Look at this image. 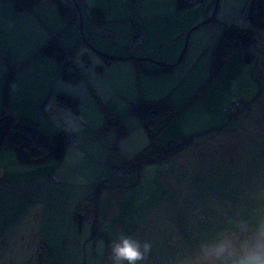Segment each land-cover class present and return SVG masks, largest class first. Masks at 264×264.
I'll use <instances>...</instances> for the list:
<instances>
[{
    "label": "rangeland",
    "instance_id": "1",
    "mask_svg": "<svg viewBox=\"0 0 264 264\" xmlns=\"http://www.w3.org/2000/svg\"><path fill=\"white\" fill-rule=\"evenodd\" d=\"M216 1L178 10L177 0H83V30L73 0L72 20L57 11L54 34L61 41L70 38L69 50L76 51L71 68L81 75L62 81L68 85L65 91L79 98L78 112L61 114L54 97L48 115L30 98L20 101L19 106L26 105L20 113L50 132L62 128L79 142L78 157L61 167L70 190L87 184L94 189L111 178L114 164L134 161L125 177L116 170L117 179L110 184L115 188L101 190L104 206L96 225L101 236L90 241L79 264H112L111 244L120 235L151 244L147 260L138 264H181L201 242L264 211V32L255 44L235 49L216 75L213 51L226 27L248 24L251 0H220L215 18L205 23L214 15ZM92 8L105 13L101 26L91 20ZM189 33L188 49L174 65ZM105 56L145 59L107 62ZM164 64L172 70L159 72ZM148 102L163 110L146 119L131 113ZM103 146L119 157L109 162ZM94 150L100 154L97 162L89 158ZM48 164L20 163L8 144L0 150V264L75 260L74 255L65 262L54 259L39 246L49 230L56 227L64 238L68 229L66 209L61 200L56 202V190H63L58 178L47 185L46 196H39L57 175L56 166Z\"/></svg>",
    "mask_w": 264,
    "mask_h": 264
},
{
    "label": "crops",
    "instance_id": "2",
    "mask_svg": "<svg viewBox=\"0 0 264 264\" xmlns=\"http://www.w3.org/2000/svg\"><path fill=\"white\" fill-rule=\"evenodd\" d=\"M65 1L68 4L70 2V0ZM54 3L56 4L54 0H41L33 4L31 8L19 11L15 7L14 0H0V105L5 84V81L2 79L5 78L6 80L10 69H16L18 73L10 82L7 94L8 105L17 113L26 110V105L19 106V104H21L20 101H23L25 104L26 99L29 98L41 104L38 107L44 113V103L48 101V105L54 97H56L55 89L59 80H61V82L58 87L61 89H59L58 92L62 90L67 94L70 93L65 91L68 85L63 86L61 68L55 59L37 54L39 48L50 38L57 36L54 32L59 30V23L58 28H56L55 24L59 21L57 15L58 8L56 10ZM143 18L152 20L155 16L145 15ZM51 19H54V22L51 24L47 23V21H51ZM244 26L246 27L247 24ZM144 38H146V36ZM69 39L70 38H65V41L60 40L67 49H69ZM18 51L20 53H18ZM95 94L97 95V93ZM48 96L50 97L49 100H47ZM55 99H57V97ZM60 107L61 108L57 110L58 112L66 117H68L69 114L71 115L70 109L62 105ZM47 108L45 107L46 111H48ZM20 114L22 115V113ZM83 121L85 120H82V122ZM38 122L40 123V121ZM89 123H92V120ZM40 125L42 128H45L42 123H40ZM74 143L78 147L80 146L77 140ZM82 145L86 146V143ZM103 148L104 152L109 155V159H107L109 162H112L110 161L111 158L115 160L117 156L119 157V154L110 149V147L103 146ZM94 151L93 153H89V158L97 162L100 154L97 151L94 153ZM52 166H56V174L60 178L61 183L59 182L60 184L58 183V185L63 186V190L60 188L56 190V202L61 200L63 203L61 208L66 209L65 214L68 218L66 226L68 229H64V238H59L56 227L49 230L44 240L39 241V246L45 248L44 254L48 253L52 258L63 260V262L69 260L71 256L74 255L73 258L75 260L73 264H79L82 257L87 253V250H90V241L96 240L92 239L90 231V229L92 232L95 230L92 225L93 221L95 222L97 218V209L95 204H93L94 202L91 205L90 212H88L90 216H87L88 218H86V221L79 224L75 219L78 206L82 204L81 202L86 201L85 198H88L93 192V189H91L92 185H84L87 188L83 186H71L72 188L70 190L67 183H65L67 181V175L61 171L62 166H57L56 164H52ZM53 184L54 183H45L46 189L43 188L39 196L41 197L44 193L46 196L48 192L47 185L53 186ZM78 203L79 205H77ZM103 206L102 200L101 202L99 201L98 214L100 207ZM108 217L113 218L114 216ZM94 244L96 245L97 242H94ZM61 251L63 252L61 253Z\"/></svg>",
    "mask_w": 264,
    "mask_h": 264
},
{
    "label": "trees",
    "instance_id": "3",
    "mask_svg": "<svg viewBox=\"0 0 264 264\" xmlns=\"http://www.w3.org/2000/svg\"><path fill=\"white\" fill-rule=\"evenodd\" d=\"M41 0H14L15 7L19 11L31 8L33 4ZM56 2L58 12L60 16L66 20H72L73 14L71 11V6L65 0H54ZM203 0L196 1H183L177 0V9L184 10L189 8L192 3L200 2ZM79 7L82 9L84 6L83 0H76ZM90 11L91 20L101 26L106 22L105 13L99 8H92ZM247 15V26L245 27H226L223 30L221 39L218 43V46L213 51V59L211 62L212 72L216 75L223 68L226 63L227 58L231 53L237 49L242 48L243 50L249 46L255 44L259 36L264 32V0H251L246 7ZM85 39V37L83 36ZM37 54H42L44 56H49L55 59L61 68V78L63 80H72L75 77L79 79L81 77L80 71L78 69L71 68L72 64H75L74 55L76 51L69 50L65 48L60 42L58 35L53 36L47 42H45L38 50ZM71 56V57H70ZM107 62L112 61L108 56H105ZM117 61V60H114ZM74 66V65H73ZM173 66L163 67L159 72L171 71ZM146 71H149L145 68ZM18 70L10 69L3 88L2 92V102L0 105V150L4 144H8L16 153L18 161L22 164L27 165H49L53 164L51 161L59 162L60 165L64 166L68 162V159L77 156L76 149L77 145L74 143L76 140L71 137L67 131L60 128L54 132H50L49 129H43L40 124L32 119H26L21 114L14 111L8 105V87L12 79L17 75ZM71 95V96H70ZM57 101L60 105L71 109L74 113L78 112L79 107V98L72 96V93H66L60 90L57 95ZM49 100V96L47 98ZM46 101V100H45ZM47 102L44 103L47 108ZM146 108L135 109L132 108L131 113L142 117L148 118L149 116L158 115L159 112L163 110V107L158 104L146 103ZM45 107L43 108L44 113L48 115ZM171 107V106H169ZM112 116L107 113V118ZM113 119V118H111ZM84 122V121H83ZM116 125L120 124V119L118 117L113 119V122ZM111 125L110 120L107 121L106 127ZM75 144V145H73ZM166 150V149H165ZM164 150V151H165ZM115 152V150H114ZM78 157V156H77ZM134 161L125 160L124 164L117 166L114 164L111 169V178L106 181H100V183L95 186L93 192L88 196L86 201L78 206L77 213L75 214V219L79 224H82L83 221H86L88 215V208H91L92 203L95 204L97 209V218L95 222L93 221L94 231L92 232V237H100L101 234L97 231V219H98V206H99V197L102 189L107 187L115 188L111 186V181L116 177V170H122V174L126 175L130 171V164ZM138 165L139 161L136 159ZM49 167V166H48ZM58 178L57 183L60 182L58 175L51 176L47 183H54L53 178ZM109 183V184H108ZM97 196V198H94ZM99 196V197H98ZM88 216V217H87ZM86 223V222H85ZM94 239V238H93Z\"/></svg>",
    "mask_w": 264,
    "mask_h": 264
},
{
    "label": "clouds",
    "instance_id": "4",
    "mask_svg": "<svg viewBox=\"0 0 264 264\" xmlns=\"http://www.w3.org/2000/svg\"><path fill=\"white\" fill-rule=\"evenodd\" d=\"M150 252L149 242L120 235L111 244L112 264H138L146 261ZM181 264H264V211L201 242L192 257Z\"/></svg>",
    "mask_w": 264,
    "mask_h": 264
},
{
    "label": "water",
    "instance_id": "5",
    "mask_svg": "<svg viewBox=\"0 0 264 264\" xmlns=\"http://www.w3.org/2000/svg\"><path fill=\"white\" fill-rule=\"evenodd\" d=\"M73 1H74V3L76 4V7H77V9H78L77 11H78V14L80 15V18H79V19H80V22H81V29L83 30L84 24H83L82 10H81V8L79 7V5H78V3L76 2V0H73ZM183 1H192V0H183ZM219 3H220V0H217V1H216V4H215L214 15L212 16V18H210L209 20H207L205 23H208L209 21H211V20H213V19L215 18L216 13H217V11H218ZM190 34H191V33L188 34V38H187L188 41H187V43H186L185 49H184V51H183V53H182L180 59H179L178 62H177L176 64H174V65L179 64V63L181 62L183 56L185 55V53H186V51H187V49H188V44H189L188 42H189ZM108 57H109L111 60H126V59H131V58H125V57H120V56H108ZM132 59H134V60H144L145 58L132 57ZM164 66L167 67L168 64H164ZM169 66H172V65H169Z\"/></svg>",
    "mask_w": 264,
    "mask_h": 264
},
{
    "label": "built area",
    "instance_id": "6",
    "mask_svg": "<svg viewBox=\"0 0 264 264\" xmlns=\"http://www.w3.org/2000/svg\"><path fill=\"white\" fill-rule=\"evenodd\" d=\"M138 37L141 39L142 38V34H140ZM0 47H1V42H0ZM119 173H121V172H119Z\"/></svg>",
    "mask_w": 264,
    "mask_h": 264
}]
</instances>
